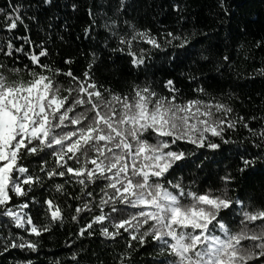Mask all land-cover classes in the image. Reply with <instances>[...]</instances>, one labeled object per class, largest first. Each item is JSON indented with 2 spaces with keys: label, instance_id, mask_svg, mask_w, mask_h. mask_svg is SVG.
I'll use <instances>...</instances> for the list:
<instances>
[{
  "label": "trees",
  "instance_id": "1",
  "mask_svg": "<svg viewBox=\"0 0 264 264\" xmlns=\"http://www.w3.org/2000/svg\"><path fill=\"white\" fill-rule=\"evenodd\" d=\"M17 5L27 28L18 25L9 32L5 13L15 15ZM0 9H4L0 13V44L11 40L26 51L43 45L48 51V56L41 58L43 63L62 72L71 70L81 79L92 65L90 75L101 91L130 95L134 86L150 85L161 96L174 95L177 103L199 99L225 104L233 110L227 121L243 117L253 130L264 128V0H223V8L221 0H124L123 6L120 0H53L51 5L44 0H0ZM133 29L150 31L162 45L157 49L143 40H132L131 50L144 58L139 67L132 63L128 46L120 43L121 37L131 39ZM168 32L186 36L190 42L183 48L176 47L180 40L167 44ZM24 36L30 38L31 46L24 43ZM0 63L21 69L17 77L6 67L5 75L10 79H30L28 69L35 68L23 53H16L15 59L0 54ZM55 79L65 88L71 82L64 75ZM169 80L176 91L166 87ZM201 88L203 92L198 91ZM223 127V140L229 143L211 135L205 141L206 145L209 141L219 144L217 149L185 141L172 145V150L183 151L185 158L173 165L162 182L166 186L167 181L179 182L185 190L198 193L211 190L223 195L227 189L228 197L242 202L221 213L235 232L242 227V210L264 208V142L239 122L235 128ZM241 157L260 159L240 171L244 167ZM21 163L41 177V184L33 185L26 197L10 192L9 207L29 203L24 213L31 215L34 223L48 224L50 231L36 237L16 228L10 217L0 215V264H120L121 260L124 264H158L162 259L154 243L140 247L132 241L133 247L128 248L127 233L125 238L110 240L100 235L95 224L89 230L94 235L86 232L81 237L80 228L100 212L96 207L103 195L99 183L89 184L86 191L92 196L88 197L67 175L48 179L39 171L38 157H27ZM229 175L232 179L226 183L222 178ZM56 184H64L63 192L56 191ZM24 187L27 190L28 186ZM33 198L35 202H30ZM47 199L61 207L63 223L49 220L44 212ZM89 201L92 211L80 213L78 221H73L75 208ZM19 237L37 243V249L9 247L4 251L7 239Z\"/></svg>",
  "mask_w": 264,
  "mask_h": 264
},
{
  "label": "snow or ice",
  "instance_id": "2",
  "mask_svg": "<svg viewBox=\"0 0 264 264\" xmlns=\"http://www.w3.org/2000/svg\"><path fill=\"white\" fill-rule=\"evenodd\" d=\"M120 2L123 6L124 0ZM44 3L51 5L53 0H44ZM0 13H4V9H0ZM13 13L15 15L5 13L7 30L17 29L18 25L27 28L18 5ZM22 39L31 46L28 36ZM132 40H143L157 49L162 47L148 30L133 29L131 39L121 37L120 43L128 46V55L133 57L132 63L137 67L144 63V58L131 50ZM172 40H180L176 45L180 48L190 42L186 36L166 33L165 42L171 44ZM16 53H23L35 68L28 69L30 79H10L5 75L6 67L17 77L21 69L0 63V215L10 217L16 228L36 237L50 231L48 224L34 223L31 215L22 212L29 203L9 207L10 192L26 197L33 185L41 184V177L21 163L27 157H38L39 171L48 179L67 175L88 197L92 196V192L86 191L89 184L99 183L103 195L96 207L100 212L80 228L81 237L86 232L94 235L89 231L94 224L99 226L100 235L110 240L125 238L127 233L128 248L133 247L132 241L140 247L154 243L157 255L162 258L158 264H264V208L242 210V227L234 232L225 224L221 213L242 202L228 197L227 189L223 195L211 190L198 193L185 190L179 182L167 181V186L162 182L173 165L185 158L183 151L171 148L178 141L217 149L220 147L217 143L205 144L206 134L223 140V125L235 128L239 122L264 142V128L253 130L243 117L236 121L216 118L213 108L224 114L233 111L225 104L199 99L177 103L174 95L161 96L150 85H136L130 95L110 89L101 91L90 75L92 65L81 79L71 70L62 72L43 63L41 58L48 56L43 45L26 51L23 46L15 47L11 40L0 44V54L5 58L15 59ZM58 75L71 78L67 88L56 81ZM166 87L176 91L171 80ZM151 138H155V143L150 142ZM255 146L260 147V144ZM241 159L244 167L240 171H244L260 157ZM50 162L52 166L48 167ZM222 179L228 183L232 178L229 175ZM55 189L63 192L64 184H56ZM30 202H35L34 198ZM44 204L49 220L63 223L61 207L51 199ZM90 204L91 201L76 207L73 221H78L80 213L91 212ZM104 207L109 211L105 212ZM257 221L261 223L257 225ZM243 241L252 243L245 245ZM9 247L35 251L37 243L23 237L9 238L4 251ZM120 264H124L123 260Z\"/></svg>",
  "mask_w": 264,
  "mask_h": 264
},
{
  "label": "rangeland",
  "instance_id": "3",
  "mask_svg": "<svg viewBox=\"0 0 264 264\" xmlns=\"http://www.w3.org/2000/svg\"><path fill=\"white\" fill-rule=\"evenodd\" d=\"M206 103L216 104V102H206ZM78 110H79V109H78ZM213 112L215 113V117H216V118H220V117H222V118L225 119L226 121L228 120V115H227V114L220 113V112H216L214 108H213ZM70 127H74V126H70ZM206 135L209 136V135H211V133H207ZM154 139H155V138H154ZM150 142H151V141H150ZM151 143H153V142H151ZM154 143H155V142H154ZM165 151H167V150L165 149ZM17 211H21V210H17ZM108 211H109V209H108V207H106L105 212H108ZM22 212L24 213L23 210H22ZM260 223H261V221H257V222H256L257 225L260 224ZM249 227H254V225H249ZM242 243L245 244V245H249V244H251L252 242H251V241H243Z\"/></svg>",
  "mask_w": 264,
  "mask_h": 264
}]
</instances>
